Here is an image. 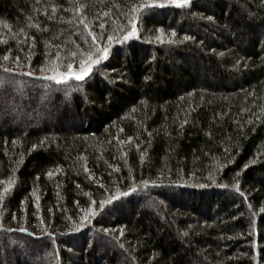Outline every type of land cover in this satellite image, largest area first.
<instances>
[{
    "label": "trees",
    "instance_id": "obj_1",
    "mask_svg": "<svg viewBox=\"0 0 264 264\" xmlns=\"http://www.w3.org/2000/svg\"><path fill=\"white\" fill-rule=\"evenodd\" d=\"M0 101V264H264V0H0Z\"/></svg>",
    "mask_w": 264,
    "mask_h": 264
},
{
    "label": "snow or ice",
    "instance_id": "obj_2",
    "mask_svg": "<svg viewBox=\"0 0 264 264\" xmlns=\"http://www.w3.org/2000/svg\"><path fill=\"white\" fill-rule=\"evenodd\" d=\"M171 3L174 4L176 7H182L188 3V0H171ZM140 7L143 8L144 5H140ZM100 26L104 27V25H100ZM134 35H136L135 26H133L131 31H128L126 34H124L122 39L128 40L130 37H132ZM107 39L112 40V39H114V37L108 36ZM157 39H159V37H157ZM97 52H98V55L95 58H93L91 55H89L87 61L82 60L80 62V67L78 70H75L73 68V62H69L66 65V67H67L66 72H60L57 70L54 75L43 76L41 78L54 81L58 84L66 82L69 79V77H72L77 81L83 80L86 76H88L92 72L94 65H98V64H100L101 61L108 58L109 48L104 47L102 49H97ZM72 55L75 56V53H73ZM4 59L7 60L8 57L5 56ZM3 71L4 72H10L11 70L8 68H4ZM41 71H44V69L42 68ZM22 75L31 76L32 74L31 73H22ZM113 199H118V198L113 197ZM108 203H110V201H108ZM101 208H103V205H101ZM21 231H23V229H21Z\"/></svg>",
    "mask_w": 264,
    "mask_h": 264
},
{
    "label": "rangeland",
    "instance_id": "obj_3",
    "mask_svg": "<svg viewBox=\"0 0 264 264\" xmlns=\"http://www.w3.org/2000/svg\"><path fill=\"white\" fill-rule=\"evenodd\" d=\"M232 52L234 53V55L236 54V50H232ZM229 56H233V54L232 53H229L228 54ZM53 70H55V68H52V71ZM32 95H29V98L31 97ZM1 102V101H0ZM11 104V103H10ZM17 105L18 104V102L17 101H15L14 103H12L11 105ZM46 110V109H45ZM28 112V114H26V113H24V114H22L23 115V117H22V119H23V122H21V117H20V119H16V118H10V120H9V123H10V126L12 125L13 127H15V128H24V125H27L28 127L29 126H32L33 124L34 125H36L37 127L35 128V129H40L41 127L40 126H42L43 124H44V117L42 118V116H36V115H34V114H31V113H29V111H27ZM5 113V112H4ZM33 116H36V117H33ZM13 120H16V122H13ZM1 121H3V120H0V122ZM2 123V122H1ZM0 123V124H1ZM2 125V124H1Z\"/></svg>",
    "mask_w": 264,
    "mask_h": 264
},
{
    "label": "bare ground",
    "instance_id": "obj_4",
    "mask_svg": "<svg viewBox=\"0 0 264 264\" xmlns=\"http://www.w3.org/2000/svg\"><path fill=\"white\" fill-rule=\"evenodd\" d=\"M203 190V189H202ZM207 190V189H206Z\"/></svg>",
    "mask_w": 264,
    "mask_h": 264
}]
</instances>
